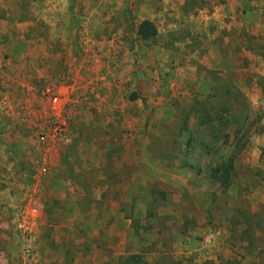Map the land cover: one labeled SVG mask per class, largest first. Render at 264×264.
Returning a JSON list of instances; mask_svg holds the SVG:
<instances>
[{
    "label": "rangeland",
    "instance_id": "374dc122",
    "mask_svg": "<svg viewBox=\"0 0 264 264\" xmlns=\"http://www.w3.org/2000/svg\"><path fill=\"white\" fill-rule=\"evenodd\" d=\"M0 127V264H264V0H0Z\"/></svg>",
    "mask_w": 264,
    "mask_h": 264
},
{
    "label": "built area",
    "instance_id": "2783aa9c",
    "mask_svg": "<svg viewBox=\"0 0 264 264\" xmlns=\"http://www.w3.org/2000/svg\"><path fill=\"white\" fill-rule=\"evenodd\" d=\"M48 105L50 106V118H48L49 124L45 126L42 131H40L38 138L43 144H46L45 146H52V148H55L56 144L57 146H60V144H64L66 142V116L61 99L58 96H52L49 99ZM19 227L22 231L30 229L29 226L23 227L20 225Z\"/></svg>",
    "mask_w": 264,
    "mask_h": 264
},
{
    "label": "crops",
    "instance_id": "0c3cea01",
    "mask_svg": "<svg viewBox=\"0 0 264 264\" xmlns=\"http://www.w3.org/2000/svg\"><path fill=\"white\" fill-rule=\"evenodd\" d=\"M37 41H41L40 39H38ZM15 44V43H14ZM16 45V44H15ZM14 46V45H13ZM38 46H40L41 47V45L40 44H37L36 46H34V49H31V51H30V49H29V45H27L24 49H15V46L14 47H12L13 48V50H15V52H16V54H17V56L18 57H16V61H18L19 60V63H20V66H15V68L18 70V68H19V70H20V68L22 69V67H23V65H29V63H31V60L32 59H34V60H36V61H38V60H40V59H42L43 58V56H41V53H40V50L38 51V49H36L35 47H38ZM20 47H22L23 48V46L20 44ZM39 47V48H40ZM20 51V53H17V52H19ZM45 58H46V56H45ZM48 58H50L49 56H48ZM44 59V58H43ZM50 59H52V60H54L55 59V57L54 56H51V58ZM20 60H21V62H20ZM58 61V60H57ZM40 63V62H39ZM27 80V79H26ZM26 80H24L23 81V83L21 84V87L20 88H22V92H26L25 90H29V89H31V85H33V84H30V82L28 83ZM26 87V88H25ZM28 94V93H27ZM25 95H26V93H25ZM25 98V97H24ZM9 134H7V128H1L0 127V138H7V136H8ZM11 136V134L8 136V137H10ZM4 141H5V139H3ZM12 165V163H8L7 164V154L5 153V151H4V149H3V147L0 145V166L1 167H3V168H7L8 166L10 167ZM0 167V168H1ZM13 199L14 198H12V201H13Z\"/></svg>",
    "mask_w": 264,
    "mask_h": 264
},
{
    "label": "trees",
    "instance_id": "16d2710c",
    "mask_svg": "<svg viewBox=\"0 0 264 264\" xmlns=\"http://www.w3.org/2000/svg\"><path fill=\"white\" fill-rule=\"evenodd\" d=\"M157 34L156 28L154 27L153 23L144 20L142 21L136 29V35L141 40H150L155 38ZM232 167V159H229L227 164L217 167L213 170L215 172V177H223L225 181L229 178V171ZM221 171V172H220ZM218 173V174H217ZM229 263V262H228ZM230 264H239L238 262H232Z\"/></svg>",
    "mask_w": 264,
    "mask_h": 264
}]
</instances>
